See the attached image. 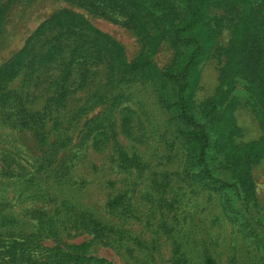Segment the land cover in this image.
I'll list each match as a JSON object with an SVG mask.
<instances>
[{
  "label": "trees",
  "instance_id": "1",
  "mask_svg": "<svg viewBox=\"0 0 264 264\" xmlns=\"http://www.w3.org/2000/svg\"><path fill=\"white\" fill-rule=\"evenodd\" d=\"M21 1L37 0H0V28L9 7ZM64 1L122 24L137 38L139 52L129 60L122 45L72 10L57 12L39 26L24 47L0 66V125L34 133L42 149L47 150L36 161L35 171L33 164L27 167L18 162L21 157L13 150H3L2 177L20 180L30 175L32 183L38 173L50 170L55 163V174L68 175L75 154L66 153L59 159L64 141L60 142L61 137L54 144L48 142V121L56 125L58 120L64 121L68 114L60 115L61 110H69L71 102L83 92L76 103L81 104L68 112H73L69 118L79 122L100 108L91 124L100 123L106 130V124L115 123L117 110L135 99L130 89L140 87L150 92L154 109L162 116L165 131L160 135L166 149L185 147L187 160L182 173L176 174L179 180L190 177L202 187L222 190L226 182L220 171L224 166L241 168L239 173L248 169L243 166H249L258 143L237 145L241 129L233 114L240 106L250 109L264 131V0ZM225 30L229 41L223 45L219 38ZM163 46L173 51V57L168 66L160 68L154 57ZM207 58H215L221 65L219 86L211 98L198 104L189 95L193 69ZM20 77V90H9L8 86ZM40 100H44L42 104ZM142 102L144 109L143 99L134 104ZM120 115L123 123L131 125L136 112L126 105ZM148 121L151 123V118ZM85 137L79 136L78 147L85 145ZM135 159L142 161L137 156ZM238 177L237 182H248L245 173ZM170 183V173L166 172L161 184ZM233 185L237 186L236 182ZM120 201L116 198L106 207L113 210ZM70 212L78 214L74 229L107 245L114 242L112 228L93 214L72 208ZM35 213H39L32 218L37 220L36 232H11L7 239L0 240V264H108L105 259L86 254L89 243L68 246L61 241L63 249L44 248L40 238L62 236L56 227L49 228L52 224L48 219L52 218ZM41 251L47 253L41 255ZM205 264L214 262L206 257Z\"/></svg>",
  "mask_w": 264,
  "mask_h": 264
},
{
  "label": "rangeland",
  "instance_id": "2",
  "mask_svg": "<svg viewBox=\"0 0 264 264\" xmlns=\"http://www.w3.org/2000/svg\"><path fill=\"white\" fill-rule=\"evenodd\" d=\"M62 10L80 14L112 37L122 45L129 60L139 52L135 35L118 22L75 8L64 0L21 1L9 7L0 28V66L24 47L39 26ZM228 41L225 30L219 42L226 45ZM172 57L173 51L163 46L154 59L163 68ZM220 66L217 59L207 58L193 69L189 95L196 103L215 94ZM21 84L20 77L8 89L18 91ZM130 92L135 99L117 110L115 123L106 124V130L100 123L91 124L100 108L79 122L69 118L73 112H68L81 104L76 103L83 98V92L71 102L69 110H61L60 115L68 114L64 121L58 120V125L48 121V142L54 144L61 137L60 142L64 141L59 159L66 153L75 154L68 175L54 173L58 163L38 173L32 183L30 175L20 180L0 175V240L7 239L11 232H36L37 220L32 218L39 211L52 218L48 219L52 224L49 228L56 227L62 236L40 238L44 248L63 249L61 241L68 246L89 243L86 254L105 259L108 264H205L206 257L214 264H264V131L259 119L246 107L236 108L233 115L241 129L237 145L258 144L254 145L249 166H243L248 167L246 171L239 173L241 168L224 166L220 171L226 182L224 189H211L190 177L178 179L176 174L182 173L187 160L185 147L177 145L174 150H167L160 135L165 131L162 116L154 109L150 92L141 87ZM142 99L144 109L143 102L134 104ZM126 105L136 112L131 125L121 120L120 110ZM80 135L86 136L82 147L77 146ZM6 149L16 152L23 165H34L33 171L38 168L35 163L42 151L47 150L42 149L34 133L0 125V154ZM136 156L142 161H137ZM166 172L170 173V186L161 184ZM243 173L246 184L237 182ZM116 198L121 200L118 207L108 209L106 205ZM71 208L88 211L112 228L114 242L107 245L74 229L73 220L78 214L71 213Z\"/></svg>",
  "mask_w": 264,
  "mask_h": 264
}]
</instances>
